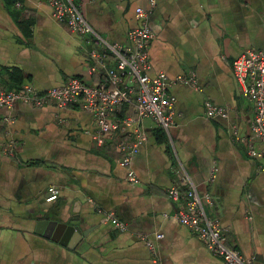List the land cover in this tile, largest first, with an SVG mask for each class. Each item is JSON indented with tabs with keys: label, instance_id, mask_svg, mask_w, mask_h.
<instances>
[{
	"label": "crops",
	"instance_id": "0c3cea01",
	"mask_svg": "<svg viewBox=\"0 0 264 264\" xmlns=\"http://www.w3.org/2000/svg\"><path fill=\"white\" fill-rule=\"evenodd\" d=\"M80 1L86 19L110 42L126 43L139 24L135 9L151 7V0ZM155 2L149 73L165 72L171 80L194 74L196 84H172L177 101L169 132L144 119L148 139L131 163L137 183L118 161L123 136L108 134L97 143L92 112L52 102L0 108V264H225L174 216L183 204L168 194L178 184V161L200 192L215 197L209 212L219 215L229 244L250 264H264V159L249 154L251 143L261 146L251 137L255 108L224 59L264 49V0ZM88 48L55 19L48 0H0V92L25 84L44 92L72 76L102 81L90 73ZM206 101L227 116L209 117ZM122 112L134 114L131 106ZM8 114L15 118L11 125L4 121ZM10 141L15 154L5 155ZM50 185L61 194L47 202ZM106 211L127 228L104 222ZM60 213L81 219L82 237L56 230L52 221H62Z\"/></svg>",
	"mask_w": 264,
	"mask_h": 264
},
{
	"label": "built area",
	"instance_id": "2783aa9c",
	"mask_svg": "<svg viewBox=\"0 0 264 264\" xmlns=\"http://www.w3.org/2000/svg\"><path fill=\"white\" fill-rule=\"evenodd\" d=\"M53 8L57 21L76 32L83 44L89 45L87 56L92 61L90 73L102 76V81L89 84L85 80L72 76L63 85L50 88L44 92L36 90L31 84H25L13 90L0 92V108L11 110L18 102L42 106L52 102L58 108L75 104L92 112L96 116L97 131L95 140L102 144L108 134L117 133L123 136L118 141L121 157L119 163L128 170L131 182L137 183L138 178L131 163L134 155L139 152V146L148 139L144 119L152 118L166 132L175 123V106L177 98L171 93L173 83L195 86L194 74L177 76L171 80L165 72L151 76L149 70L151 61L149 45L156 34L150 26V16L155 8V0H151L149 9L138 6L135 17L139 24L127 33L126 43L110 42L104 39L89 23L82 11L80 0H48ZM18 5H21L18 2ZM231 63L237 80L239 91L249 98L255 108L254 120L251 124V137L259 141L260 147L250 145L249 154L252 157L264 159V49L248 50L235 58ZM209 117H226L228 112L211 101H206ZM125 106H131L133 115H121ZM5 123L11 125L15 118L11 114L4 117ZM132 138L128 142L125 138ZM5 155L15 154V144L10 141L3 148ZM178 177V184L173 185L168 194L170 198L183 204L174 216L183 225L189 227L194 234L216 256L222 258L225 264H250L244 255L233 248L221 224V219L209 209L215 208V197L210 191L200 192L197 184L189 174L185 165L178 161L173 167ZM217 176L214 167L210 181ZM185 189L181 191L180 186ZM61 189L56 185L47 188L46 201L52 202L59 198ZM103 221L126 229L114 211H106ZM158 239L164 234H157ZM146 239L150 248L153 242Z\"/></svg>",
	"mask_w": 264,
	"mask_h": 264
},
{
	"label": "water",
	"instance_id": "95a60500",
	"mask_svg": "<svg viewBox=\"0 0 264 264\" xmlns=\"http://www.w3.org/2000/svg\"><path fill=\"white\" fill-rule=\"evenodd\" d=\"M60 217L62 221H52V223L56 226V230L59 233H64L65 237H82L84 231L80 226L81 219L79 217H75L74 214H71L70 218H65V216L60 213Z\"/></svg>",
	"mask_w": 264,
	"mask_h": 264
},
{
	"label": "trees",
	"instance_id": "16d2710c",
	"mask_svg": "<svg viewBox=\"0 0 264 264\" xmlns=\"http://www.w3.org/2000/svg\"><path fill=\"white\" fill-rule=\"evenodd\" d=\"M96 76H98V78H99V79H101V78H102V76H100V75H96ZM101 80H102V79H101ZM124 111H125V110H124ZM122 113H123V112H122Z\"/></svg>",
	"mask_w": 264,
	"mask_h": 264
}]
</instances>
